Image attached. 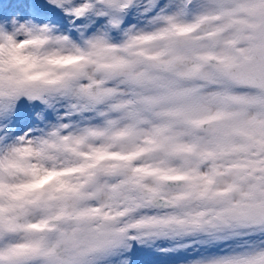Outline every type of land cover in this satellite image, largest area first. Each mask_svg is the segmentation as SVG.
Returning <instances> with one entry per match:
<instances>
[{
    "label": "snow or ice",
    "instance_id": "6c2138e0",
    "mask_svg": "<svg viewBox=\"0 0 264 264\" xmlns=\"http://www.w3.org/2000/svg\"><path fill=\"white\" fill-rule=\"evenodd\" d=\"M0 264H264V0H0Z\"/></svg>",
    "mask_w": 264,
    "mask_h": 264
}]
</instances>
